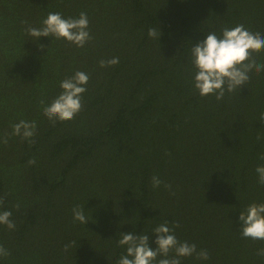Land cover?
Returning a JSON list of instances; mask_svg holds the SVG:
<instances>
[{
  "label": "trees",
  "instance_id": "1",
  "mask_svg": "<svg viewBox=\"0 0 264 264\" xmlns=\"http://www.w3.org/2000/svg\"><path fill=\"white\" fill-rule=\"evenodd\" d=\"M50 12L86 13L91 39L29 36ZM240 24L264 36V0H0V212L15 223L0 225V264H117L120 233L155 249L165 220L209 253L181 264H264V240L244 238L239 221L264 203V71L220 101L194 86L192 47ZM254 56L264 64V51ZM77 71L89 76L82 109L50 121L44 108ZM21 120L36 123L33 143L12 135Z\"/></svg>",
  "mask_w": 264,
  "mask_h": 264
},
{
  "label": "clouds",
  "instance_id": "2",
  "mask_svg": "<svg viewBox=\"0 0 264 264\" xmlns=\"http://www.w3.org/2000/svg\"><path fill=\"white\" fill-rule=\"evenodd\" d=\"M23 23L27 24V21ZM87 14L81 12L78 18H63L60 12H50L42 21V27H27L26 33L38 39L41 36L63 38L74 43L77 47H83L91 39L88 28ZM149 37L157 38L162 33L157 28L148 30ZM43 47V46H41ZM264 51V36L259 32L253 33L247 30L243 24L233 28L224 27L222 36L216 32H209L202 42L197 43L191 49L192 63L196 74L194 86L199 91L200 96L215 95L216 100L224 98L225 92L231 93L240 86H244L250 79L249 73L253 70L257 74L264 71V64L258 63L254 54ZM119 63V58L101 60L100 67L114 66ZM89 76L77 71L72 77L66 78L60 83L63 90L53 102L44 108V115L55 122L69 121L82 109V96L86 92V85ZM264 121V114L260 117ZM36 123L21 120L12 126V135L21 136L29 143L34 141L31 138L35 135ZM258 141L261 137L258 135ZM5 137L3 143H7ZM264 160V154L260 156ZM30 165L35 164V159L28 161ZM259 177V183L264 185V165H259L255 169ZM153 188H158L163 183L161 179L154 175L151 178ZM170 188V185H165ZM4 202L0 197V205ZM73 219L82 224L88 220L85 217L83 208H73ZM10 211L0 212V225H6L9 230L15 228V223L10 219ZM239 221L241 234L244 238L252 240H264V203H252L245 211L240 212ZM179 227L178 223L169 227V222L165 220L153 229L156 234V248L149 247V236L146 234L133 235L132 233H120L117 241L121 247H126V255H122L117 264H181V258L195 255L197 260L207 261L209 253L207 250L197 251L195 244L187 241H179L174 234V229ZM68 245H65L67 250ZM9 251L0 245V257H7ZM171 254V255H170ZM257 255L264 257V249H260ZM157 257H163L157 260Z\"/></svg>",
  "mask_w": 264,
  "mask_h": 264
}]
</instances>
